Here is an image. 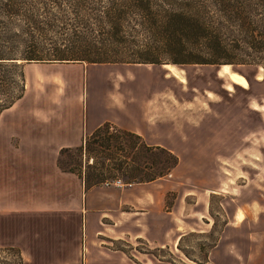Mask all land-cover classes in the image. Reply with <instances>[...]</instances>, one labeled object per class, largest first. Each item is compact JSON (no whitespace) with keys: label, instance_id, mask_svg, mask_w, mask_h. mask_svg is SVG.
<instances>
[{"label":"rangeland","instance_id":"rangeland-1","mask_svg":"<svg viewBox=\"0 0 264 264\" xmlns=\"http://www.w3.org/2000/svg\"><path fill=\"white\" fill-rule=\"evenodd\" d=\"M24 64L23 87L25 89L27 85L26 93H32L27 98L34 95L32 103H45L47 86L51 85L39 79L25 82L30 67L35 76L40 72L35 64ZM164 64L167 62L161 63L162 67L159 64L142 65L151 71L152 77L137 68L136 76L143 79L138 84L126 83L125 77L116 74L103 84L109 90L107 96L117 105L139 98L144 108L148 106L158 111L159 121H173L182 140L191 135L197 137L201 132L206 135L207 152L200 150L202 144L199 145L198 139L192 146L197 152L193 161L200 164L206 160L208 171L202 175L186 174L191 164L188 155H175L180 166L167 174L172 188L166 193L162 208L169 209L186 191L194 193L195 190L215 188L216 193L210 195L206 211L202 210L200 202L192 205L194 195L187 193L181 197L182 206L176 215L186 223L187 230L180 238L179 248L171 239L165 246L150 247L142 239H118L107 242L106 246L111 250H123L132 258L126 257L130 264H264V70L256 64L226 63L228 71L247 81V87H242L230 81L227 74L217 76V64L168 63L184 77L173 76ZM223 66L220 64L218 71ZM63 67L67 76L77 82L73 80L74 84L60 104L74 108L73 97L79 86L85 115L88 114L91 101L98 94L91 83L102 76L104 80L106 68L89 66L81 74L78 66ZM165 72L169 74L163 76ZM181 78L185 80L183 83ZM109 132L117 133L108 128L105 133ZM165 143L177 149L170 140ZM74 153L69 148L60 160L69 159L68 154ZM90 162L91 158L87 159L82 150L72 166L85 172L86 164ZM113 178L119 182H110L108 186L131 183L124 182L120 174L106 177L104 181ZM99 184L105 186L103 181ZM82 233L81 218L76 223L75 216L70 213L60 224H41L33 217H0V264H100L101 254L95 255L97 250L89 247L86 239L82 240ZM115 261V257L110 258V262Z\"/></svg>","mask_w":264,"mask_h":264},{"label":"trees","instance_id":"trees-1","mask_svg":"<svg viewBox=\"0 0 264 264\" xmlns=\"http://www.w3.org/2000/svg\"><path fill=\"white\" fill-rule=\"evenodd\" d=\"M74 61L250 63L264 70V0H0V112L22 95L24 63ZM69 148L74 157L61 161ZM82 150L91 158L85 172L72 166ZM176 161L108 122L79 145L60 148L56 159L84 187L116 174L124 182L152 180Z\"/></svg>","mask_w":264,"mask_h":264},{"label":"crops","instance_id":"crops-1","mask_svg":"<svg viewBox=\"0 0 264 264\" xmlns=\"http://www.w3.org/2000/svg\"><path fill=\"white\" fill-rule=\"evenodd\" d=\"M30 64L39 67L40 75L35 76L33 67H30L29 75L24 76L25 82L39 79L51 86H47L49 91L45 103H32L34 95L27 98L32 93H26V85L22 95L0 112V217H33L41 224H60L68 213L75 216L76 223L81 218L82 240L86 239L88 246L97 250L95 255L101 254L100 264H130L126 257L132 258L123 250H111L106 246L107 242L118 239H142L150 247L165 246L171 239L177 245L187 230L186 223L176 215L182 206L181 197L187 193L194 195L192 205L200 202L202 210L206 211L210 195L216 193L215 188L195 190L194 193L186 191L169 209L162 208L166 193L172 188L167 176L179 168L178 158L168 175L120 186L97 183L84 187L76 173L62 170L56 163L60 148L79 145L85 134L108 122L135 133L148 145L162 146L174 155L186 153L191 163L186 174H206L208 163L206 160L200 164L193 161L197 152L192 146L198 139L199 145L202 144L200 150L207 152L205 134L201 132L197 137L191 135L182 140L173 121H159L158 111L148 106L144 108L139 98L117 105L107 96L109 90L103 84L108 79L120 74L126 83L138 84L143 79L136 76V69L148 72L152 77L151 71L142 65L153 63H88L86 66L84 62H27L24 66ZM68 65L78 66L81 74L89 66L106 68V78L103 80L102 76L91 83L98 94L96 99H92L86 115L79 86L73 97L76 102L74 108L60 104L70 86L77 82L63 71L66 70L63 66ZM219 65L215 70L217 76H221L217 74ZM169 73L165 72L163 76ZM188 132L191 133L190 130ZM168 140L177 146L174 148L177 152L165 143ZM114 257L117 261L110 262Z\"/></svg>","mask_w":264,"mask_h":264},{"label":"bare ground","instance_id":"bare-ground-1","mask_svg":"<svg viewBox=\"0 0 264 264\" xmlns=\"http://www.w3.org/2000/svg\"><path fill=\"white\" fill-rule=\"evenodd\" d=\"M163 67L170 72L172 75H174L175 77H180V74L177 73L176 68L171 65V64H164ZM227 65H224L223 68L221 70L218 71V75H224L227 74L228 78L230 79V81L242 86V87H247V81L243 78V76L239 75V74H235L232 71H228L227 69ZM180 79V78H179ZM182 81H184L183 78H181ZM239 213H241L239 211Z\"/></svg>","mask_w":264,"mask_h":264},{"label":"built area","instance_id":"built-area-1","mask_svg":"<svg viewBox=\"0 0 264 264\" xmlns=\"http://www.w3.org/2000/svg\"><path fill=\"white\" fill-rule=\"evenodd\" d=\"M110 182H112V183H118L119 180H115V179L113 178V179H111V181H110V180L103 181V183H104L105 185H108Z\"/></svg>","mask_w":264,"mask_h":264}]
</instances>
